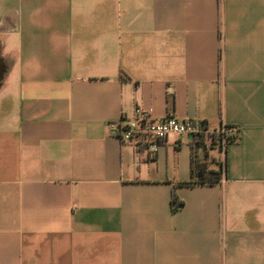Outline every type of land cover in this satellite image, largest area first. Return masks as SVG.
Instances as JSON below:
<instances>
[{
	"label": "crops",
	"instance_id": "obj_1",
	"mask_svg": "<svg viewBox=\"0 0 264 264\" xmlns=\"http://www.w3.org/2000/svg\"><path fill=\"white\" fill-rule=\"evenodd\" d=\"M0 58V264H264V0H0ZM136 109L234 128L225 179Z\"/></svg>",
	"mask_w": 264,
	"mask_h": 264
},
{
	"label": "built area",
	"instance_id": "obj_2",
	"mask_svg": "<svg viewBox=\"0 0 264 264\" xmlns=\"http://www.w3.org/2000/svg\"><path fill=\"white\" fill-rule=\"evenodd\" d=\"M222 127L218 130H206L210 134L235 133L234 128ZM117 138L121 143L132 144L137 148L145 147L152 154L158 152L159 144L174 136H191L204 132L202 123L194 120H178L175 117L155 120L151 110L136 109L132 118L117 127ZM210 145V142H207Z\"/></svg>",
	"mask_w": 264,
	"mask_h": 264
},
{
	"label": "trees",
	"instance_id": "obj_3",
	"mask_svg": "<svg viewBox=\"0 0 264 264\" xmlns=\"http://www.w3.org/2000/svg\"><path fill=\"white\" fill-rule=\"evenodd\" d=\"M201 123L204 127V132L190 136L192 138L193 150L191 180L183 184L188 187L219 185L226 177V164L221 158H211L209 152L212 150L225 152L226 148L238 139L236 133H223L218 135L215 133H207L206 130L209 128L207 123ZM207 142H210L209 146ZM183 205V202L173 194L171 200L173 213L179 212L183 208Z\"/></svg>",
	"mask_w": 264,
	"mask_h": 264
},
{
	"label": "water",
	"instance_id": "obj_4",
	"mask_svg": "<svg viewBox=\"0 0 264 264\" xmlns=\"http://www.w3.org/2000/svg\"><path fill=\"white\" fill-rule=\"evenodd\" d=\"M4 74H5V68H4L2 60L0 58V81L3 79Z\"/></svg>",
	"mask_w": 264,
	"mask_h": 264
}]
</instances>
